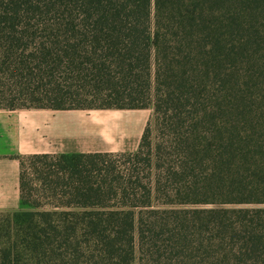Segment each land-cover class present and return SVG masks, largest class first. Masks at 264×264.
I'll return each mask as SVG.
<instances>
[{
	"label": "trees",
	"instance_id": "1",
	"mask_svg": "<svg viewBox=\"0 0 264 264\" xmlns=\"http://www.w3.org/2000/svg\"><path fill=\"white\" fill-rule=\"evenodd\" d=\"M146 108L19 158L0 264H264V0H0V109Z\"/></svg>",
	"mask_w": 264,
	"mask_h": 264
},
{
	"label": "crops",
	"instance_id": "2",
	"mask_svg": "<svg viewBox=\"0 0 264 264\" xmlns=\"http://www.w3.org/2000/svg\"><path fill=\"white\" fill-rule=\"evenodd\" d=\"M112 110L0 109V211L20 208L22 156L134 151L147 120L119 119L133 112Z\"/></svg>",
	"mask_w": 264,
	"mask_h": 264
},
{
	"label": "rangeland",
	"instance_id": "3",
	"mask_svg": "<svg viewBox=\"0 0 264 264\" xmlns=\"http://www.w3.org/2000/svg\"><path fill=\"white\" fill-rule=\"evenodd\" d=\"M128 111H132L133 113H122V114H117L119 119H129L131 120L132 118H134L136 121L139 120L141 121L142 119L147 120V123H149L150 127V132L153 134V110L152 108H146V109H126ZM112 111H115L113 113H117L119 110H115L113 109ZM106 115L110 118V119H115V115L114 114H108L106 113ZM114 117V118H112ZM135 121V122H136ZM0 212H4V211H0Z\"/></svg>",
	"mask_w": 264,
	"mask_h": 264
}]
</instances>
